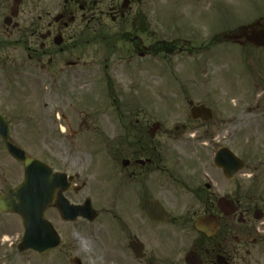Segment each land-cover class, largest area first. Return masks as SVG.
<instances>
[{"label": "flooded vegetation", "instance_id": "obj_1", "mask_svg": "<svg viewBox=\"0 0 264 264\" xmlns=\"http://www.w3.org/2000/svg\"><path fill=\"white\" fill-rule=\"evenodd\" d=\"M129 2L130 7L132 0ZM129 7L127 0H0V67L16 82L19 76L29 80L39 76L47 82V89L58 87L62 93L73 95L80 75H108L115 70L114 60L127 62V40L131 42V53L140 54V58L173 53V43L180 40L181 50L196 53L203 47L207 49L211 40L215 44L225 42L259 49L248 40L261 28L260 24L264 25L261 18L233 30L226 28L223 17L211 18L204 25L195 19L197 32L208 26L214 32L195 46L193 35L180 36L182 31L175 29L181 24H164V19H140L141 34L131 37L127 30ZM154 23L157 24L150 32L157 38L144 43L141 35L147 34ZM165 30L171 33L170 39L162 35ZM158 32L162 36L158 37ZM179 46L177 51L181 52ZM176 101L149 99L127 104L124 100H109V117L119 129L95 131L89 137L95 140V155L96 150L105 152L110 188L106 205L97 206L90 222L81 218L64 221L77 228L78 233L77 224H86L82 242L78 244L71 238V234L77 235L73 230L64 234V246L46 253L9 246L13 254L2 253L1 261L13 264L23 257L21 260L26 263L43 264L54 252V262L58 264H66V258L69 264L73 258H78V264H236L243 260L241 253L249 256V247L262 239L255 224L258 220L253 218V211L261 209L257 204L245 206L237 187L228 192L217 181L212 184L211 140L221 135L217 121L213 114L207 121L188 115L190 121L169 127L159 107ZM185 104L189 113L193 105L203 103L185 99ZM204 124L210 129L201 137L209 139V148L205 147L198 162L193 163L187 147H180L179 139ZM64 133L66 138L72 134ZM86 142L78 140L75 144ZM86 150L81 147L68 151L67 168L79 166L84 159L91 161ZM215 168L222 174L220 168ZM62 171L67 173L69 184L63 196L77 203L72 198L85 183H76L77 173L70 174L65 168ZM235 177L236 174L229 180L234 181ZM220 198L235 202V212L223 213L217 205ZM208 216L217 224L210 235L195 226L200 218Z\"/></svg>", "mask_w": 264, "mask_h": 264}, {"label": "rangeland", "instance_id": "obj_2", "mask_svg": "<svg viewBox=\"0 0 264 264\" xmlns=\"http://www.w3.org/2000/svg\"><path fill=\"white\" fill-rule=\"evenodd\" d=\"M128 12L127 30L131 31V37L135 33L140 36V19H164V24H181L175 27L182 31L180 36L193 35L197 43L194 45L198 46L197 41H207L214 32L208 30L209 26L197 32L195 19L204 25L211 18L223 17L226 28L233 30L240 24L264 18V0H132ZM155 24L149 26L147 34L141 35L144 43L157 38L150 32ZM157 34L171 38L166 30L162 35L161 32ZM182 43V40L174 42L173 53L167 56L160 52L155 57L140 58L136 53L131 54V42L127 40V62L114 60L115 70L108 75H80L73 95L62 93L58 87L47 89V82L39 76L36 80L19 76L16 82L17 79L0 67V112L10 122L12 141L54 170L65 168L70 174L77 173L76 183L84 182L85 185L72 201L81 204L88 197L97 210V206L106 205L109 196L108 169L105 152L96 150L98 155H95V140L89 137L95 131L119 129L118 123L111 122L109 117V100H124L127 104L135 100H177L176 104L159 107L169 127L176 122L190 121L185 99L209 106L217 121L216 127L221 131V135L211 140L212 184L217 181L218 186L228 192L237 187L245 206L257 204L263 212V218L255 222L261 241L249 247V256L241 253L243 260L239 259L236 264H264V48L254 50L225 42L215 44L211 40L207 49L203 47L196 53L181 50ZM178 45L181 52L177 51ZM207 128L209 125L204 124L200 130L179 139L180 147H187L193 163L198 162L205 147L209 148V139L201 137ZM65 131L72 134L66 138ZM78 140L87 142L76 146ZM97 145L99 147L98 141ZM220 146L229 147L245 162L234 181L224 180L213 164V154ZM81 147L90 153L87 157H91V161L84 159L79 166L67 168V152ZM22 174V164L8 155L0 139V194L18 184ZM45 217L59 233L60 246H64L66 234L77 232V228L60 220L53 207L45 212ZM81 222L77 224L79 233L71 234L78 244L82 242V230L86 227ZM22 231L18 215L0 214V257L2 253L13 254L9 246H17ZM55 255L56 252L49 254L43 264H58L54 262ZM22 258L13 264H36L26 263ZM65 260L69 264L68 259ZM0 264H4L1 259Z\"/></svg>", "mask_w": 264, "mask_h": 264}, {"label": "water", "instance_id": "obj_3", "mask_svg": "<svg viewBox=\"0 0 264 264\" xmlns=\"http://www.w3.org/2000/svg\"><path fill=\"white\" fill-rule=\"evenodd\" d=\"M249 41L256 46H264L263 25H261L259 31L249 38ZM190 116L207 120L212 115L209 109L199 105L191 108ZM0 137L3 139L9 155L23 164L22 181L0 195V212H15L21 217L23 236L18 245L21 246V249L33 248L39 252H46L59 245L60 238L57 232L43 216L44 211L51 204L54 205L63 220L72 221L78 215L88 220L93 219L94 211L88 198L85 199L82 205H71L61 195L64 190L62 185L66 176L64 173L53 172L49 166L34 157L26 155L22 149L11 142L9 124L1 115ZM214 163L223 169V173L228 178H231L235 172L243 167V162L226 147L217 150ZM57 188H60V190L54 196ZM218 206L222 212L228 215L236 210L234 202L225 198L219 199ZM254 217L260 218L261 213L255 211ZM212 218L210 216L200 218L196 223V228L205 231L207 234L213 233L217 224L216 222L214 224Z\"/></svg>", "mask_w": 264, "mask_h": 264}, {"label": "bare ground", "instance_id": "obj_4", "mask_svg": "<svg viewBox=\"0 0 264 264\" xmlns=\"http://www.w3.org/2000/svg\"><path fill=\"white\" fill-rule=\"evenodd\" d=\"M4 239H7L6 237Z\"/></svg>", "mask_w": 264, "mask_h": 264}]
</instances>
